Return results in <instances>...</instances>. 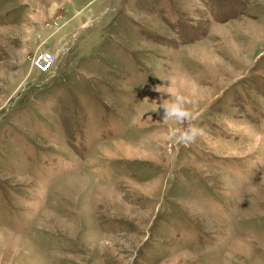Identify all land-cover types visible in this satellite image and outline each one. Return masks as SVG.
I'll use <instances>...</instances> for the list:
<instances>
[{
	"label": "rangeland",
	"instance_id": "obj_1",
	"mask_svg": "<svg viewBox=\"0 0 264 264\" xmlns=\"http://www.w3.org/2000/svg\"><path fill=\"white\" fill-rule=\"evenodd\" d=\"M0 264H264V0H0Z\"/></svg>",
	"mask_w": 264,
	"mask_h": 264
},
{
	"label": "clouds",
	"instance_id": "obj_2",
	"mask_svg": "<svg viewBox=\"0 0 264 264\" xmlns=\"http://www.w3.org/2000/svg\"><path fill=\"white\" fill-rule=\"evenodd\" d=\"M158 90L162 91L159 88ZM190 104L191 100L187 96L179 93H170V99L167 101L164 100L160 105V107L164 109V120L171 119L177 123L190 120L193 115L189 107ZM171 134L176 136L178 142L190 143L194 142L198 136L202 135L203 130L199 127L191 126L186 129H174Z\"/></svg>",
	"mask_w": 264,
	"mask_h": 264
},
{
	"label": "built area",
	"instance_id": "obj_3",
	"mask_svg": "<svg viewBox=\"0 0 264 264\" xmlns=\"http://www.w3.org/2000/svg\"><path fill=\"white\" fill-rule=\"evenodd\" d=\"M56 61V52L48 49H41L37 51L31 60L33 67L40 71H50Z\"/></svg>",
	"mask_w": 264,
	"mask_h": 264
}]
</instances>
